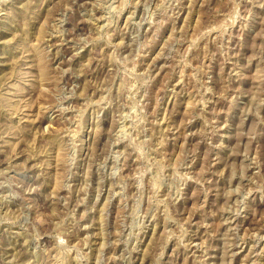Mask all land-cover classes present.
Segmentation results:
<instances>
[{"label":"rangeland","instance_id":"obj_1","mask_svg":"<svg viewBox=\"0 0 264 264\" xmlns=\"http://www.w3.org/2000/svg\"><path fill=\"white\" fill-rule=\"evenodd\" d=\"M0 264H264V0H0Z\"/></svg>","mask_w":264,"mask_h":264}]
</instances>
